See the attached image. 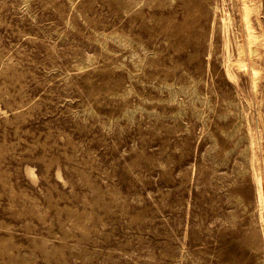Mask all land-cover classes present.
<instances>
[{
	"label": "rangeland",
	"instance_id": "374dc122",
	"mask_svg": "<svg viewBox=\"0 0 264 264\" xmlns=\"http://www.w3.org/2000/svg\"><path fill=\"white\" fill-rule=\"evenodd\" d=\"M263 38L264 0H0V264H264Z\"/></svg>",
	"mask_w": 264,
	"mask_h": 264
},
{
	"label": "bare ground",
	"instance_id": "6f19581e",
	"mask_svg": "<svg viewBox=\"0 0 264 264\" xmlns=\"http://www.w3.org/2000/svg\"><path fill=\"white\" fill-rule=\"evenodd\" d=\"M242 1V0H241ZM250 2V1H249ZM254 2V1H253ZM252 5V4H251ZM240 6V5H239ZM253 6V5H252ZM237 8V7H236ZM250 8H251V6H250ZM257 8V7H256ZM256 8L254 7L253 9H255L256 10ZM244 10V15H243V17H244V21H245V27H246V30H247V33H248V35H249V39H248V44L249 43H253V41L256 39V35L254 34V32L252 31V26H251V24H250V17H249V12H250V9H249V7L248 6H246V5H244V8H243ZM252 13V12H251ZM258 16V15H257ZM229 17V16H228ZM227 21L228 22H230L228 19H227ZM238 23H239V21H237ZM223 24V23H222ZM228 25H230V24H228ZM223 28V27H222ZM226 28V27H225ZM240 28V27H239ZM263 35V34H262ZM261 35V36H262ZM241 37V36H240ZM258 37V36H257ZM263 37V36H262ZM264 39V38H263ZM257 40V39H256ZM239 41V40H238ZM261 41H262V39H261ZM229 42V41H228ZM244 43H245V41H244ZM263 44V43H262ZM223 45V44H222ZM225 45V44H224ZM236 45V44H235ZM238 45V44H237ZM226 47H227V45H226ZM235 47H238V46H235ZM226 49V48H225ZM226 51H227V49H226ZM249 51L251 52V53H253L254 51H255V49H253V47H251L250 46V49H249ZM237 52V51H236ZM262 52V51H261ZM230 53H231V51H230ZM229 53V54H230ZM244 52H243V47L241 46V48H240V51H239V53H238V55L236 56V58L235 59H233V60H235L234 62H232L234 65L233 66H237V68H245L246 67V63H245V59H244V54H243ZM225 54H226V52H225ZM237 54V53H236ZM254 54V53H253ZM256 54V53H255ZM227 56V55H226ZM246 56V55H245ZM254 56V55H253ZM229 57V56H228ZM227 59V58H226ZM258 59V58H257ZM261 59V58H260ZM264 59V58H263ZM228 60V59H227ZM252 60V59H251ZM259 60V59H258ZM254 62V61H253ZM252 64V63H251ZM251 64H249V65H251ZM259 64V63H258ZM256 65V64H255ZM262 65V64H261ZM264 65V64H263ZM230 66V65H229ZM252 66H254V65H251V67ZM260 66V65H259ZM262 67V66H261ZM228 68V67H227ZM236 68V69H237ZM226 71V70H225ZM228 71V70H227ZM235 72V71H234ZM245 72V71H244ZM246 73V72H245ZM227 75H228V73H227ZM252 77H253V82L254 83H252V84H255L256 83V81L258 80V78L260 77V73H259V71H258V69H256V67H255V69H254V67H253V71H252ZM229 76H231V75H229ZM252 82V81H251ZM253 88H254V86H253ZM255 88H256V86H255ZM251 130V129H250ZM253 131V130H252ZM251 132V131H250ZM252 133V132H251ZM254 133V132H253ZM249 136H251V134L249 135ZM253 136V135H252ZM255 138V136L253 137V139ZM252 139V140H253ZM256 141V140H255ZM255 141H253V143H255V146L257 145L256 144V142ZM253 151V150H252ZM255 158V157H254ZM257 158V157H256ZM256 160V159H255ZM258 160V159H257ZM257 162V161H256ZM254 163V162H253ZM258 165V164H257ZM256 165V166H257ZM264 167V166H263ZM259 168V167H258ZM257 169V168H256ZM258 170V169H257ZM256 173L257 174H259L258 173V171H256ZM253 174H254V171H253ZM255 177V176H254ZM254 179V178H253ZM257 179V178H256ZM255 181V180H254ZM257 181V187H258V197H259V200L261 201L262 200V187H261V184H262V177L260 176V177H258V179L256 180ZM256 184V183H255ZM256 187V186H255ZM256 187V188H257ZM258 199V198H257ZM262 202V201H261ZM260 202V203H261ZM261 205V204H260ZM262 206V205H261ZM260 206V207H261ZM263 207V206H262ZM260 210H262V209H260ZM259 213H261V212H259ZM262 213H264L263 211H262ZM264 215V214H263ZM262 219V218H261ZM262 221V220H261ZM264 230V229H263ZM264 235V234H263Z\"/></svg>",
	"mask_w": 264,
	"mask_h": 264
}]
</instances>
